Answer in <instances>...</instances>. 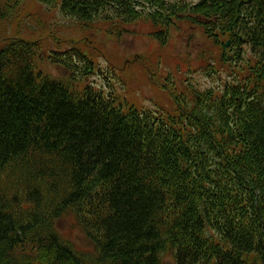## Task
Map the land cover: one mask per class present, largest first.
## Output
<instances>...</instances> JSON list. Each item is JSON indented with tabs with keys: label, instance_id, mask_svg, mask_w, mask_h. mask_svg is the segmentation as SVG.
I'll list each match as a JSON object with an SVG mask.
<instances>
[{
	"label": "trees",
	"instance_id": "16d2710c",
	"mask_svg": "<svg viewBox=\"0 0 264 264\" xmlns=\"http://www.w3.org/2000/svg\"><path fill=\"white\" fill-rule=\"evenodd\" d=\"M38 1L114 36L144 19L160 44L186 20L219 50L204 73L226 76L164 78L170 103L148 107L111 87L114 67L89 82L99 68L72 41L47 54L56 78L39 38L0 37V264H264V0ZM23 2L0 0V20ZM68 217L92 249L63 235Z\"/></svg>",
	"mask_w": 264,
	"mask_h": 264
},
{
	"label": "rangeland",
	"instance_id": "374dc122",
	"mask_svg": "<svg viewBox=\"0 0 264 264\" xmlns=\"http://www.w3.org/2000/svg\"><path fill=\"white\" fill-rule=\"evenodd\" d=\"M186 1L194 3L197 0ZM15 3L13 1L11 6ZM22 5L18 18L0 20V37L19 33L24 37L39 38L42 50L37 66L51 76L64 78L66 71L51 64L47 54L52 49H66L72 41L90 53L99 68L98 74L89 82L102 85L106 80L98 75L108 67H114V72L124 78L118 84L112 79L111 87L123 89L124 96L135 104L148 107L153 103L169 104V95L161 87L164 78H168V85L176 87V92L188 81L201 91L222 87L221 80L226 76L223 69L209 75L202 69L206 61L216 64L218 48L206 41L201 28L191 27L186 20L176 21V25L170 27L167 42L160 44L151 37L152 26L144 19L129 25V33L114 36L102 19H95L89 27H83L73 17H63L58 10L48 8L38 0H24ZM190 68L193 71H189ZM121 85L124 88L119 87ZM57 226L81 250L92 249L73 218L59 220ZM161 262L175 264L169 253L162 256Z\"/></svg>",
	"mask_w": 264,
	"mask_h": 264
},
{
	"label": "bare ground",
	"instance_id": "6f19581e",
	"mask_svg": "<svg viewBox=\"0 0 264 264\" xmlns=\"http://www.w3.org/2000/svg\"><path fill=\"white\" fill-rule=\"evenodd\" d=\"M177 5V4H176ZM223 17V16H222ZM178 18V17H177ZM235 52V51H234ZM254 84V83H253ZM203 94V93H202ZM195 95V94H194ZM209 96V95H208ZM197 98V97H196ZM182 99V98H181ZM209 99V98H208ZM181 101V100H180ZM233 103V102H232ZM226 121V120H225ZM233 122V121H232ZM251 196V195H250ZM254 203V202H253ZM253 205V204H252ZM252 213V212H251ZM264 222V221H263ZM245 223V222H244ZM254 234V233H253ZM157 253V252H156ZM191 253V252H190Z\"/></svg>",
	"mask_w": 264,
	"mask_h": 264
},
{
	"label": "water",
	"instance_id": "95a60500",
	"mask_svg": "<svg viewBox=\"0 0 264 264\" xmlns=\"http://www.w3.org/2000/svg\"><path fill=\"white\" fill-rule=\"evenodd\" d=\"M226 45H228V41L226 42Z\"/></svg>",
	"mask_w": 264,
	"mask_h": 264
}]
</instances>
